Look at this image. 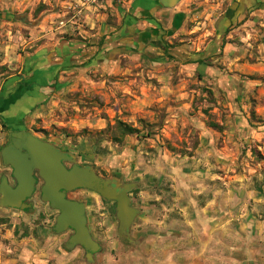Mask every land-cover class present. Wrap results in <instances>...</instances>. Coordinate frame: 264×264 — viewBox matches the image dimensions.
<instances>
[{
	"label": "rangeland",
	"instance_id": "obj_1",
	"mask_svg": "<svg viewBox=\"0 0 264 264\" xmlns=\"http://www.w3.org/2000/svg\"><path fill=\"white\" fill-rule=\"evenodd\" d=\"M55 1L58 21L73 14L75 0ZM213 4L192 0L189 33L157 35L147 55L133 53L115 72L82 63V50L94 44L74 39L100 40L94 58L101 60L122 15L82 17V32L74 24L56 47L50 81L35 79L25 115L16 113L12 94L0 99V182L15 184L1 151L11 131L25 130L71 155L68 168H88L117 191L127 186L136 210L122 223L116 200L86 188L69 192L85 204L98 249L70 247L74 231L55 230L59 211L42 200L36 173L30 208L4 207L0 195V264H264V77H233L227 87L223 64L194 60L218 34L222 10ZM107 20L115 30L100 27ZM124 68L130 90L118 84ZM119 122L138 132L124 133Z\"/></svg>",
	"mask_w": 264,
	"mask_h": 264
},
{
	"label": "crops",
	"instance_id": "obj_2",
	"mask_svg": "<svg viewBox=\"0 0 264 264\" xmlns=\"http://www.w3.org/2000/svg\"><path fill=\"white\" fill-rule=\"evenodd\" d=\"M40 1L45 6L39 7ZM191 1L130 0L125 5L116 0L108 1L105 9L100 11L102 18L122 15L121 21L119 19L117 22L118 26H122L121 31L108 40L107 48L111 51L101 60L94 58L100 40H95L96 37L91 40L83 37V41L74 39L76 44H94L82 50L81 62L96 70L103 64L107 71H119L121 62L134 58L133 53L139 57L147 55L146 46L157 35L170 31L171 38H176L188 32L189 22L197 17L195 11L190 9ZM54 2L0 0V65L7 66L4 71L0 69V99L3 101L5 94H12L10 100L15 105L16 113H21V116L26 113L29 103L27 95L36 85L35 79L44 78V83H39L42 86L47 84L46 78L50 81L51 57L58 54L56 47L65 42L63 34L66 33L56 30L57 16H61V13L54 10ZM211 6L222 10L216 21L218 34L213 42L207 43L206 48L211 46L209 51L193 54L197 56L194 60L208 56L205 61L223 64L226 68L220 73V84L227 87L226 81L233 77L242 82L249 75L264 77V0H218L217 5ZM107 22L102 21L100 27L115 30L117 26ZM198 28L195 26L193 30ZM77 29L82 32V27ZM214 49H218L222 55L213 56L216 52ZM123 70L124 82L118 84L126 88L124 84L130 79L131 70ZM212 70L213 67L210 71L207 68L205 72L211 75Z\"/></svg>",
	"mask_w": 264,
	"mask_h": 264
},
{
	"label": "water",
	"instance_id": "obj_3",
	"mask_svg": "<svg viewBox=\"0 0 264 264\" xmlns=\"http://www.w3.org/2000/svg\"><path fill=\"white\" fill-rule=\"evenodd\" d=\"M71 158V155L28 131H11L1 151V159L4 165L12 168L15 184H10L7 177L1 179V205L20 210L30 208L28 200L35 191L37 173L43 180L42 200L59 211L55 230L62 232L72 229L74 233L68 240L70 247L82 246L87 251H96L98 244L87 226L85 204L70 199L67 194L78 188H86L98 192L105 199L116 200L117 217L122 223H130L136 210L130 207L127 186L117 191L111 183L88 168L76 164L68 168L65 162Z\"/></svg>",
	"mask_w": 264,
	"mask_h": 264
},
{
	"label": "built area",
	"instance_id": "obj_4",
	"mask_svg": "<svg viewBox=\"0 0 264 264\" xmlns=\"http://www.w3.org/2000/svg\"><path fill=\"white\" fill-rule=\"evenodd\" d=\"M108 1L111 0H75L73 4V14L69 17L63 15V18L60 19L56 24V30L67 33L68 30L74 28V24H77V27H82L81 21L82 17L88 18L89 15H94L99 13L102 9H105V6ZM120 4L128 3L130 0H116Z\"/></svg>",
	"mask_w": 264,
	"mask_h": 264
},
{
	"label": "trees",
	"instance_id": "obj_5",
	"mask_svg": "<svg viewBox=\"0 0 264 264\" xmlns=\"http://www.w3.org/2000/svg\"><path fill=\"white\" fill-rule=\"evenodd\" d=\"M203 63V62H201ZM119 128L121 131H123L124 133H135V132H138V129H135L125 123H122V122H119Z\"/></svg>",
	"mask_w": 264,
	"mask_h": 264
}]
</instances>
